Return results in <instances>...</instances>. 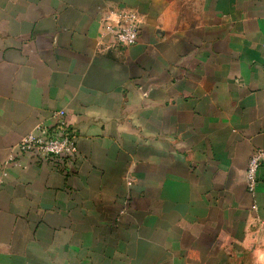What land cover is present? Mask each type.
Listing matches in <instances>:
<instances>
[{
	"label": "crops",
	"instance_id": "0c3cea01",
	"mask_svg": "<svg viewBox=\"0 0 264 264\" xmlns=\"http://www.w3.org/2000/svg\"><path fill=\"white\" fill-rule=\"evenodd\" d=\"M59 109L75 160L17 149ZM256 147L264 0H0V264H264Z\"/></svg>",
	"mask_w": 264,
	"mask_h": 264
},
{
	"label": "built area",
	"instance_id": "2783aa9c",
	"mask_svg": "<svg viewBox=\"0 0 264 264\" xmlns=\"http://www.w3.org/2000/svg\"><path fill=\"white\" fill-rule=\"evenodd\" d=\"M104 23L115 46L125 48L137 41L139 15L134 9L123 8L115 13L114 18H106ZM53 116L55 117L53 124L38 123L31 131L24 134L17 143V149L32 153L43 160L69 163L78 155L76 136L66 123L61 109L54 111ZM263 164L264 147H256L249 156L245 171L247 187L250 191L254 190L257 182V169ZM262 226L264 227V221Z\"/></svg>",
	"mask_w": 264,
	"mask_h": 264
}]
</instances>
